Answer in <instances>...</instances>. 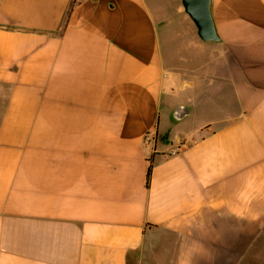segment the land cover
Masks as SVG:
<instances>
[{
	"label": "crops",
	"instance_id": "1",
	"mask_svg": "<svg viewBox=\"0 0 264 264\" xmlns=\"http://www.w3.org/2000/svg\"><path fill=\"white\" fill-rule=\"evenodd\" d=\"M210 13L0 0V264H262L264 0Z\"/></svg>",
	"mask_w": 264,
	"mask_h": 264
},
{
	"label": "water",
	"instance_id": "2",
	"mask_svg": "<svg viewBox=\"0 0 264 264\" xmlns=\"http://www.w3.org/2000/svg\"><path fill=\"white\" fill-rule=\"evenodd\" d=\"M184 12L194 23L198 37L204 42H217L219 40L210 13V0H181ZM180 118L176 113L175 119Z\"/></svg>",
	"mask_w": 264,
	"mask_h": 264
},
{
	"label": "trees",
	"instance_id": "3",
	"mask_svg": "<svg viewBox=\"0 0 264 264\" xmlns=\"http://www.w3.org/2000/svg\"><path fill=\"white\" fill-rule=\"evenodd\" d=\"M151 168H152V159L150 158L148 160V167H147V171H146V180H145V186L146 187H148V185H149V178H150Z\"/></svg>",
	"mask_w": 264,
	"mask_h": 264
},
{
	"label": "rangeland",
	"instance_id": "4",
	"mask_svg": "<svg viewBox=\"0 0 264 264\" xmlns=\"http://www.w3.org/2000/svg\"><path fill=\"white\" fill-rule=\"evenodd\" d=\"M181 131V126H178V128L176 129V132ZM262 264H264V258L262 259Z\"/></svg>",
	"mask_w": 264,
	"mask_h": 264
},
{
	"label": "built area",
	"instance_id": "5",
	"mask_svg": "<svg viewBox=\"0 0 264 264\" xmlns=\"http://www.w3.org/2000/svg\"><path fill=\"white\" fill-rule=\"evenodd\" d=\"M178 151V150H177ZM176 151H173L171 154H174Z\"/></svg>",
	"mask_w": 264,
	"mask_h": 264
}]
</instances>
